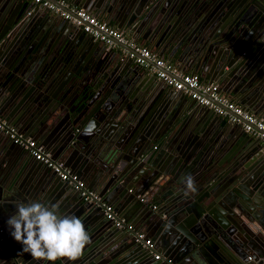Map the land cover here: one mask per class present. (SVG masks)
I'll list each match as a JSON object with an SVG mask.
<instances>
[{"label":"water","instance_id":"water-1","mask_svg":"<svg viewBox=\"0 0 264 264\" xmlns=\"http://www.w3.org/2000/svg\"><path fill=\"white\" fill-rule=\"evenodd\" d=\"M3 1L0 52L6 46L14 48L12 56L0 58L2 107L9 98L21 96L17 104L13 101V111L17 106L23 111L19 118L9 114L11 121L71 171L83 164L110 169L99 195L126 221L144 225L153 248L115 227L100 204L84 200L68 182L30 157L22 160L20 170L21 161L2 178L3 156L30 154L5 136L0 138V264H262L261 138L248 134L241 123L219 122L216 127L219 119L210 108L156 82L154 74L126 54V45L107 47L45 10L42 23L33 24L37 14L23 18L24 0L3 14L10 5ZM67 1L87 11L100 10V17L111 14L117 28L161 53L165 48L178 53L180 70L210 63L223 89L245 109L264 117V0ZM47 22H53L54 32L45 36L46 44L38 41L47 46L42 53L29 36L47 32ZM90 122L94 128L85 135ZM221 134V161L202 163L207 144L198 153L200 141L211 143ZM223 162L227 165L221 169ZM146 170L147 182L130 190L129 182H137ZM188 174L194 178L195 192L183 182ZM33 201L57 205L60 215L81 219L91 243L79 259L35 261L30 253L19 254L22 245L10 235L7 220L16 204ZM154 248L159 259L154 258Z\"/></svg>","mask_w":264,"mask_h":264},{"label":"built area","instance_id":"built-area-1","mask_svg":"<svg viewBox=\"0 0 264 264\" xmlns=\"http://www.w3.org/2000/svg\"><path fill=\"white\" fill-rule=\"evenodd\" d=\"M29 1L33 6H38L51 15L80 27L85 33L107 47L115 46L116 42L126 45L129 49L125 51L126 54L136 64L163 81L166 86L182 92L201 105L212 108L217 115L224 117L230 123H241L248 134L260 137L264 144V118L253 114L227 95L220 93L218 83L204 82L197 73L181 71L176 65L159 56L153 49L130 38L125 32L101 20L92 12L71 4L67 0ZM30 12L31 10H28L27 14ZM0 131L14 144L29 151L35 161L50 168L61 180L72 185L84 200L92 204H100L105 218L115 227L130 233L134 240L143 247L153 248L151 238L119 215L112 204L103 200L98 192L88 187L78 174L71 171L62 162L53 159L42 144L32 137L23 135L15 126L9 125L1 117ZM153 208L156 207L153 206ZM159 257V254L154 253L155 259H159Z\"/></svg>","mask_w":264,"mask_h":264},{"label":"crops","instance_id":"crops-1","mask_svg":"<svg viewBox=\"0 0 264 264\" xmlns=\"http://www.w3.org/2000/svg\"><path fill=\"white\" fill-rule=\"evenodd\" d=\"M25 1V3L27 4V7H26V10H31V13H33V11H35V13L37 14V15H33V17L34 16H36V17H34L33 19H34V22H33V24H39V23H42V21H43V19H44V10L43 9H41L40 7H35V6H33L32 5V3H31V1H29V0H24ZM9 3H10V5L9 4H6L7 6H8V8H7V10H5V12L3 13V14H9L11 11H13L14 9H15V7L17 6V4H18V0H9ZM4 4V1L3 0H1L0 1V7L2 6ZM25 10V14H23V18L25 17V16H27V11ZM87 11V10H86ZM89 12H92L93 14H95V15H97L101 20H103V21H106L107 23H109L110 25H113V26H115V27H117L116 26V23L112 20V15L110 14V15H108L107 14V12H105L104 14H103V16L102 17H100V10H97V9H92L91 11H89ZM43 17V18H42ZM41 18V19H40ZM55 18H56V16H55ZM55 20H57V21H60V19L59 18H56ZM49 23V24H48ZM59 23V22H58ZM58 23L56 24V26H58ZM46 26H48V27H46ZM44 27H46V28H48V30H47V32H43L42 34H39V35H37V38H39V39H37L36 38V36L34 37L33 35H30L29 37L30 38H34V40H35V42L37 43V45L39 46V48L41 49L40 51H42V50H44L47 46H45L44 44H46V42L49 40V38H47L46 40H44L45 39V36H47L48 34H53V32H54V28H53V22H47L45 25H44ZM54 27H55V25H54ZM49 29H50V31H49ZM121 30V29H120ZM38 32V31H37ZM124 32V31H123ZM130 38H132V39H134V37L132 36V35H130L129 33H126ZM43 37V38H42ZM24 38V37H23ZM23 38H22V40H23ZM40 40H42V43H44L43 45H41V44H39V42L38 41H40ZM135 40V39H134ZM137 42H139V43H141V44H143V45H145V46H147V47H149V48H151V49H153L159 56H161V57H163L164 59H166V60H168V61H170L171 63H173L174 65H176L177 67H178V69H182V67H183V65H182V63H180V62H178V59H177V54L178 53H176V54H172L170 51H169V49L168 48H165L164 49V51L161 53V49L159 48V49H156V48H152L151 47V45L147 42V41H145V40H142L141 38H139V39H137L136 40ZM27 42V41H26ZM27 44H28V42H27ZM41 45V46H40ZM11 47H13L14 48V46H11ZM17 47H21L22 48V46H21V44L19 43L18 44V46ZM13 48H11V50L13 49ZM34 49H36V48H34ZM33 49V50H34ZM11 50H9V47L8 46H6L5 48H3L2 49V52H0V54H2V55H0V58L2 59V57L4 56V57H10V56H12V52H10ZM20 51V50H19ZM6 52H9V53H7L6 54ZM42 53H45V51L43 52L42 51ZM49 53L50 52H46V54L47 55H49ZM20 55H22V53L20 52L19 53ZM46 56V55H45ZM199 59V58H198ZM1 61V60H0ZM196 61H194V63H195ZM181 71H184V72H193V73H197L199 76H200V78H201V80L202 81H204V82H211V81H209L210 80V78H213V81L212 82H215V83H218L219 84V92L220 93H222V94H224V95H227L228 97H230L232 100H234L235 102H237L238 103V101L235 99V97L234 96H232V95H230L229 93H227L224 89H223V84H222V82H221V79H220V75H219V73H216V72H214L213 71V67H212V65L210 64V63H207V64H202V63H200L199 64V66H198V68L197 69H193V67H191L190 69H186V70H181ZM216 73V74H215ZM62 77V76H61ZM61 77H60V80H61ZM156 82H161V83H163V81H161L160 79H158L157 77H156ZM163 85H165L166 86V84H164L163 83ZM166 87H168V86H166ZM168 89H170V87H168ZM8 96V95H7ZM186 97H188L189 99H192V98H190L189 96H187L186 95ZM19 98H21V96H16L15 97V99L13 100L14 102H16V104L20 101V99ZM0 100H1V98H0ZM12 100V98H9V100H6V102H5V105L2 107V104H1V101H0V117L6 122V123H8L9 125H13V126H15L19 131H20V125L16 122V123H14V122H12L11 120V118H13V117H11L12 116V114H16L17 113V117L19 118V115H20V113L23 111V108L22 107H18L17 106V109H19V110H17V112H14L13 111V101H11ZM198 105H199V103H198ZM207 107V106H206ZM209 108V107H208ZM213 112H214V110L212 109V108H210ZM9 114H11V116L9 115ZM214 114L216 115V117L219 119L218 121L216 120L215 121V124H216V127H217V125H219V122H221L222 124H227V123H230V122H228L224 117H221V116H219V115H217L215 112H214ZM262 117V116H261ZM262 118H264V117H262ZM14 120V119H13ZM132 127H129V129H131ZM128 129V127H125L124 128V130H127ZM213 130H215V128L213 129ZM123 131V130H122ZM131 131H133V130H131ZM223 131V130H222ZM21 132V131H20ZM22 133V132H21ZM214 132H212V134H213ZM23 134V133H22ZM211 134V135H212ZM24 135V134H23ZM25 136H29V135H25ZM219 136V135H218ZM216 137V139H214L211 143L210 142H207L206 140H202V141H200L201 142V147H200V149H199V152L198 153H200V150H202V144H207V148H206V151H204L205 152V154L207 153V155H205V154H203L202 155V163H208L209 161H217L218 163H219V161H221V142H222V140L224 141V139H225V134H221L219 137ZM29 137H31V136H29ZM0 138L1 139H4L5 138V135L3 134V133H1V131H0ZM33 139H35L37 142H39L40 143V141L37 139V138H35V137H32ZM126 140H127V138H126ZM40 144H42V143H40ZM115 145L116 144H114L113 146L115 147ZM104 146H108V144L106 145V144H103V148H104ZM204 150V149H203ZM17 153V155H15V154H12L11 152H9L8 154H6L5 156H3V158H2V167H6L5 169H4V173L3 174H1L2 176V178H3V175H5V173H6V171L7 170H10V167L13 165L14 167H15V164L18 162V163H20V161H21V165L20 164H18L17 165V167H19V170L22 168V160L23 159H25V157H30L31 159H32V161H34V159L32 158V156H30V154L29 155H26V154H24V153H20V152H16ZM146 154H148V153H146ZM23 155H26V156H23ZM116 155H120V153L118 152V153H116ZM143 156V155H142ZM144 157V156H143ZM121 160H124V159H122L121 158ZM126 162H127V160H126ZM86 165L87 164H83L82 165V167L79 169V171H75V173L76 174H78L79 176H80V178H82L85 182H86V184H87V186H89L90 188H91V185L92 184H97V185H94V188L92 187L91 189H93V190H95L96 192H98V189L99 188H101V185L105 182V181H107V179H108V177L110 176V169H99V168H97V167H94V165H90L88 168L86 167ZM216 167H217V169H220V165H222L221 166V169L222 168H224V166L225 165H227V163L226 162H223L222 164H214ZM17 167H15V169L17 168ZM151 168H154L153 166H151ZM156 171H158L159 173H162V172H160V169L158 168V169H155ZM39 171V170H38ZM129 171L130 170H128L127 169V174L129 173ZM39 174H40V172H39ZM150 175V172H148V170H146L144 173H141L140 175H139V179H138V181L137 182H134V181H130L129 183H130V187H131V189L130 190H135V188H138V186H140V184L141 183H144V181H146L147 182V179H148V176ZM232 175V173H228V176H231ZM232 179V178H231ZM224 181V179L222 180L221 179V182H223ZM136 183H137V185H136ZM33 184L31 183V186H32ZM72 186V185H71ZM234 186V185H233ZM74 187L72 186V190L74 191ZM76 190V189H75ZM112 205H113V203L112 202H110ZM157 208H158V206H157ZM260 219H261V215H259L258 216V218H255V221H257V222H259L260 221ZM130 223H133L134 222V220L132 221V220H128ZM249 222H252V221H249ZM134 224V226L137 228V229H139V230H141V231H143L146 235H147V232H146V230H145V226L144 225H141L140 223H133ZM148 237L149 238H152L150 235H148ZM239 241H242L241 239H238ZM157 252V254H159L160 255V253H159V251H158V248H154ZM250 256L247 258V260H249L250 261ZM260 259H261V261H262V264H264V257H260ZM251 261H253L252 259H251Z\"/></svg>","mask_w":264,"mask_h":264},{"label":"clouds","instance_id":"clouds-1","mask_svg":"<svg viewBox=\"0 0 264 264\" xmlns=\"http://www.w3.org/2000/svg\"><path fill=\"white\" fill-rule=\"evenodd\" d=\"M93 123L84 129L91 133ZM186 188L195 192L194 178L188 174L183 178ZM16 212L7 220L10 235L22 245L19 254L30 253L35 261L55 262L66 258L76 261L91 238L81 219L75 215H60L57 205L47 206L33 201L18 203ZM251 259V257L249 258Z\"/></svg>","mask_w":264,"mask_h":264}]
</instances>
